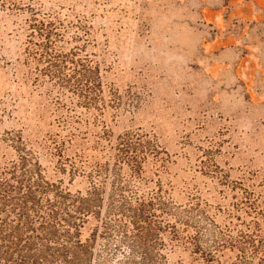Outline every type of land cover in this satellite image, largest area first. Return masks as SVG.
<instances>
[{
	"label": "rangeland",
	"instance_id": "1",
	"mask_svg": "<svg viewBox=\"0 0 264 264\" xmlns=\"http://www.w3.org/2000/svg\"><path fill=\"white\" fill-rule=\"evenodd\" d=\"M14 165L92 196L78 264H264V0H0Z\"/></svg>",
	"mask_w": 264,
	"mask_h": 264
},
{
	"label": "trees",
	"instance_id": "2",
	"mask_svg": "<svg viewBox=\"0 0 264 264\" xmlns=\"http://www.w3.org/2000/svg\"><path fill=\"white\" fill-rule=\"evenodd\" d=\"M10 172L0 178V264H54L57 259L58 264H78L87 258L90 239L82 240L77 234L92 196L56 188L44 201L41 196L54 183L44 181L39 173L35 180L27 176V170L17 173L16 165ZM154 204L152 198L117 204L118 209L132 213L134 237L149 233L147 213ZM140 220L147 225H140Z\"/></svg>",
	"mask_w": 264,
	"mask_h": 264
}]
</instances>
